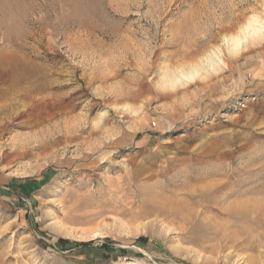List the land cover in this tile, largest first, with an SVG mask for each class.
Listing matches in <instances>:
<instances>
[{"label": "rangeland", "instance_id": "obj_1", "mask_svg": "<svg viewBox=\"0 0 264 264\" xmlns=\"http://www.w3.org/2000/svg\"><path fill=\"white\" fill-rule=\"evenodd\" d=\"M0 264H264V0H0Z\"/></svg>", "mask_w": 264, "mask_h": 264}, {"label": "bare ground", "instance_id": "obj_2", "mask_svg": "<svg viewBox=\"0 0 264 264\" xmlns=\"http://www.w3.org/2000/svg\"><path fill=\"white\" fill-rule=\"evenodd\" d=\"M69 132V131H68ZM253 190V189H252Z\"/></svg>", "mask_w": 264, "mask_h": 264}]
</instances>
